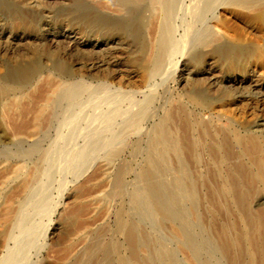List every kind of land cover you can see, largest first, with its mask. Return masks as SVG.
Returning a JSON list of instances; mask_svg holds the SVG:
<instances>
[{"label": "rangeland", "instance_id": "374dc122", "mask_svg": "<svg viewBox=\"0 0 264 264\" xmlns=\"http://www.w3.org/2000/svg\"><path fill=\"white\" fill-rule=\"evenodd\" d=\"M140 1L143 6L150 0ZM218 1L226 5L177 1L167 25L178 51L165 57L157 76L144 84L135 64L141 57L138 44L113 30L112 22L125 18L122 12H108L113 0H0V264H248L254 257L245 242L249 226L232 191L239 186L240 204L264 214V188L244 150L252 139L264 141V25L245 8ZM105 18L109 25L101 23ZM206 32L246 50L230 72L223 52L211 54L197 47ZM196 52L198 62H189ZM36 54L44 66L51 54L72 70L68 78L57 80L86 86L72 99L76 104L71 108L69 103L68 110L62 106L53 122L46 119L50 106L44 103L46 86L39 80L53 71L47 66L45 74L26 83L18 76V68ZM181 77L188 81L183 83ZM226 78L243 82L223 85ZM222 88L230 95L225 101L231 106L228 112L204 110L193 99L201 93L215 99ZM37 112L46 119L39 121L44 133L26 138ZM162 121L163 142L151 148ZM32 142L37 147L28 152ZM173 142L177 158L169 153ZM116 147L120 153L105 168V156ZM143 173L158 184L163 204L175 216L174 228L191 237L195 250H183L172 227L159 219L151 204H142L140 197L147 200ZM179 173L182 180L177 179ZM175 179L185 184L184 200L175 191ZM128 231L142 247L135 259Z\"/></svg>", "mask_w": 264, "mask_h": 264}, {"label": "bare ground", "instance_id": "6f19581e", "mask_svg": "<svg viewBox=\"0 0 264 264\" xmlns=\"http://www.w3.org/2000/svg\"><path fill=\"white\" fill-rule=\"evenodd\" d=\"M113 4L112 7L110 6V8L108 9L109 13L114 14V15H122V13L125 14V18H117L116 20H114L113 25L114 28L116 30V34H124L127 35L129 38H131V40L135 43L138 44V48L139 51L141 53V57L137 60V62L135 63L136 66L139 68L140 73H141V81L144 84H150V82L157 76V74L160 72L161 68L165 65V57H171L172 55H174L176 52V50L178 51V47L176 45L173 46L170 38H169V34L168 31L170 30L168 28L167 25V21L169 20V16H171V12L173 11V9L175 8L176 4L177 6L179 5L177 3L178 0H150L147 4L142 6V2L140 0H113ZM206 2V0H203ZM216 6H222L225 3H221L218 0H216ZM227 1V0H226ZM231 3L235 4L236 7L240 6L245 8L246 10H248L249 12L253 13V16L255 19L260 20L261 23L264 25V0H228ZM209 2V1H208ZM214 2V1H213ZM212 2V3H213ZM229 2V3H230ZM104 3V2H103ZM180 3V2H179ZM227 3V4H229ZM94 4V3H93ZM207 4V3H206ZM101 5V4H100ZM214 5V4H212ZM226 5V4H225ZM208 6V5H207ZM231 6V5H230ZM102 7V6H101ZM209 7V6H208ZM239 7V8H240ZM200 8V7H199ZM238 8V9H239ZM203 9V8H202ZM213 9V8H212ZM216 9V8H215ZM218 9V7H217ZM216 9V10H217ZM201 10V9H200ZM221 10V9H220ZM245 10V11H246ZM175 11V10H174ZM199 11V10H198ZM204 11V10H202ZM214 11V10H212ZM122 12V13H121ZM123 14V15H124ZM173 15V14H172ZM197 15V14H195ZM110 16V15H109ZM202 16V15H201ZM102 17V15H101ZM116 18V17H114ZM171 18V17H170ZM199 18V17H198ZM168 19V20H167ZM196 20V19H195ZM45 21V20H44ZM171 21V20H170ZM217 21V20H216ZM258 22V21H257ZM101 23L105 25H109L111 22L109 20H107V18L102 19ZM39 24V23H38ZM199 24V23H198ZM256 25V24H255ZM24 27V26H23ZM220 27V26H219ZM105 29V28H104ZM150 30V31H148ZM205 30V29H204ZM214 30V29H213ZM148 33V34H147ZM207 33V32H206ZM205 34V31H204ZM203 34V35H204ZM218 34V33H217ZM148 35V36H147ZM219 35V34H218ZM69 37V36H68ZM71 37V36H70ZM219 38V37H218ZM221 38V37H220ZM264 38V37H263ZM117 39V38H116ZM115 39V40H116ZM202 39V38H201ZM200 39V40H201ZM71 42H75L74 38L69 39ZM199 39L197 41H200ZM109 42V41H108ZM115 42V41H114ZM118 42V39L116 40V43ZM113 43V40H112ZM200 43V42H199ZM198 44V43H197ZM87 47L90 48H95L98 45L97 43H90V44H84ZM106 45V44H105ZM240 45V44H239ZM237 44H233V43H226V42H220L217 40L216 37V33L212 34L211 33H207V35L205 36V38L203 40H201V43L199 45H197V47H199V50H208L210 51L211 54H220V52H223L225 54V63L228 65H226V70H229L228 72H230L231 68L236 67L237 63H239V60L246 54V50L242 47L239 46ZM54 47V46H53ZM196 50V49H195ZM197 48V51H199ZM258 50V49H257ZM263 51V50H261ZM15 52V51H14ZM206 52V51H205ZM259 52V50H258ZM12 53V52H11ZM209 53V54H210ZM222 56V55H221ZM173 57V56H172ZM198 53H191L189 55V62L191 63H195L198 62L197 58H198ZM200 59V57H199ZM219 60V59H218ZM48 61L49 64H47L48 69L52 70L53 72L47 75H44L43 78H40L39 80H42L43 83L46 86V94H45V101L44 103H48V105L50 106V111L49 114H46L45 116L47 117V121L48 118H50V120L53 122L54 120L58 119V111L59 109L63 106L68 109H71L73 107V104L76 102H74L72 104L71 101L75 100L76 96H81L79 95V92L82 91L84 93V91H86L83 88V84L81 82H71V81H61V80H57V77L59 78H68L70 75H72L71 73V69L67 68L65 66H61L59 65L55 60H53L51 58V54H48ZM167 61V59H166ZM200 61V60H199ZM213 63V62H212ZM240 65V64H239ZM44 66L43 63L39 60L37 54L34 56V58H32V60L30 59V61L28 63H26L25 65L21 66L20 68H18V76L22 79L23 83H26L27 81H29L30 79L33 78H39L41 77V75L45 74L44 69L47 67ZM175 66V65H174ZM212 66V65H211ZM241 68V67H240ZM165 69V68H164ZM184 69V68H183ZM239 69V68H238ZM258 69V68H257ZM256 69V70H257ZM207 70V69H206ZM211 70V69H210ZM226 70H224L226 72ZM185 71V70H184ZM245 71V70H244ZM259 71V70H258ZM51 72V71H50ZM238 72V71H237ZM260 72V71H259ZM43 73V74H42ZM191 73V72H190ZM202 73V72H201ZM256 73V72H255ZM189 74V73H188ZM211 74V73H210ZM213 74V73H212ZM55 75V77L53 76ZM187 75V74H186ZM243 75V74H242ZM250 75V74H249ZM261 75V74H260ZM207 76V75H205ZM211 76V75H210ZM221 76V75H220ZM219 76V77H220ZM225 76V75H224ZM245 75H243L244 77ZM58 78V79H59ZM188 78V77H187ZM215 78V77H214ZM222 78V76H221ZM224 78V77H223ZM252 78V77H251ZM207 79V78H206ZM255 78H253L252 80H254ZM258 79V78H257ZM196 80V79H195ZM199 80V79H198ZM251 80V81H252ZM181 81H183V83L187 82L188 80L185 78L181 77ZM260 81V80H259ZM264 81V80H263ZM207 82V81H206ZM213 82H216L213 80ZM243 82L242 79L237 80V79H229L226 78L223 83V85L226 83L228 85H241ZM42 83V84H43ZM209 83V82H208ZM218 83V82H217ZM216 83V84H217ZM222 83L220 85H222ZM245 83V82H244ZM249 83V82H248ZM188 84V83H187ZM219 84V83H218ZM33 85V84H32ZM219 85V86H220ZM251 85V84H249ZM5 86V85H4ZM226 86V85H225ZM259 86V85H258ZM40 87V86H39ZM230 87V86H228ZM227 87V88H228ZM242 87V86H240ZM245 88V86H243ZM256 89V87H254ZM261 88V87H260ZM1 89V88H0ZM45 89V88H44ZM84 91H83V90ZM87 89V88H86ZM211 89V88H210ZM214 88H212L213 90ZM229 89V88H228ZM233 89V88H232ZM243 89V88H242ZM240 89V90H242ZM250 89V88H248ZM252 90V89H251ZM257 90V89H256ZM259 90V89H258ZM257 90V91H258ZM232 91V90H231ZM243 91V90H242ZM88 92V91H87ZM217 92V91H216ZM246 92V91H244ZM263 92V91H262ZM81 93V92H80ZM252 93V92H251ZM261 93V92H259ZM31 94V92H30ZM40 94V93H39ZM189 94V93H188ZM204 94V93H203ZM201 94H197L195 95V97H193V99H197L198 101V105H200L202 107V109L204 110H214V108H216L217 110H220L221 112H228L231 106H229L225 101L229 99V94L227 92V90L225 88L221 89V96L212 99L209 98L208 96H205V94L203 95ZM245 94V93H244ZM248 94V93H247ZM262 94V93H261ZM0 95H1V91H0ZM33 95V94H32ZM11 96V95H10ZM17 96V95H16ZM29 96V95H28ZM253 96V95H252ZM251 96V98H252ZM32 97V96H31ZM75 97V98H74ZM188 97V96H187ZM16 98V97H15ZM13 98V99H15ZM77 98V99H78ZM234 98V97H233ZM247 98V97H246ZM249 98V96H248ZM256 98V97H255ZM258 98V97H257ZM256 98V99H257ZM43 99V100H44ZM73 99V100H72ZM189 99V97H188ZM191 99V98H190ZM192 99V100H193ZM240 99V98H239ZM261 99V97H260ZM94 100V99H93ZM187 100V98H186ZM191 100V101H192ZM244 100V99H243ZM242 100V101H243ZM247 100V99H246ZM12 101V99H11ZM188 101V100H187ZM196 101V100H195ZM260 101V100H258ZM247 102V101H246ZM250 102V100L248 101V103ZM254 102V101H253ZM25 103V102H24ZM42 103V102H41ZM71 103V105L69 104ZM190 103V102H189ZM194 103V102H193ZM234 103V102H233ZM15 104V102H14ZM70 106H69V105ZM74 104V105H75ZM192 104V102H191ZM238 104V103H237ZM254 104V103H253ZM262 104V103H261ZM248 105V104H247ZM251 105V104H250ZM71 108H69V107ZM196 106V104H195ZM194 106V107H195ZM237 106V105H235ZM241 106V105H240ZM252 106V105H251ZM46 107V106H44ZM62 107V108H63ZM198 107V106H197ZM233 107V106H232ZM259 107V106H258ZM145 108V107H144ZM253 108V107H252ZM251 108V109H252ZM64 109V108H63ZM201 110V108H199ZM255 109V108H254ZM13 110V109H12ZM62 110V109H61ZM179 110V109H178ZM177 110V111H178ZM201 110V111H204ZM238 110V109H237ZM164 111V110H163ZM182 112V110H180ZM210 111V113H211ZM151 112V111H150ZM188 112V111H187ZM143 114H146V110L143 109L142 111ZM190 113V112H189ZM141 114V113H140ZM183 114V113H182ZM222 114V113H221ZM42 115V114H41ZM40 115L39 112H37L34 116L32 122L30 120V122L32 123V126L28 129L26 138H33L35 139L36 137L40 136L42 133H44L42 131V129H40V119L42 118V116ZM150 115V114H149ZM4 116V115H3ZM60 116V115H59ZM170 119L172 118V114H169ZM148 117V116H147ZM30 118V117H29ZM135 118V117H134ZM188 118V116L186 117ZM43 119V118H42ZM45 119V120H46ZM161 119V118H160ZM192 119V118H191ZM43 119V121H45ZM187 120V119H186ZM195 120V119H194ZM193 120V121H194ZM205 120V119H204ZM171 121V120H170ZM182 121V120H181ZM189 121V119H188ZM21 122V121H20ZM164 123L165 121H162V124L159 126H157V132H156V136L155 139H153L154 141L151 143L152 146L151 148H155L157 143L159 141H162V139H164ZM193 123V122H189ZM200 123V121L198 122ZM207 123V122H206ZM135 124H137L135 122ZM140 124V123H139ZM170 124V123H169ZM48 125V124H47ZM51 125V124H50ZM158 125V124H157ZM166 125V124H165ZM195 124H193L194 126ZM26 126V125H25ZM43 126V124H42ZM170 126V125H169ZM182 126V125H181ZM185 126V125H184ZM184 126H182L183 128H185ZM190 126V125H189ZM247 126V125H246ZM23 127V126H22ZM130 127V126H129ZM168 127V125L166 126ZM248 127V126H247ZM26 129V127H24ZM24 128H22L23 130H25ZM135 128V127H133ZM195 128L196 125H195ZM194 128V129H195ZM243 128V127H242ZM21 129V132L24 133L25 131H23ZM130 129V128H129ZM181 129V127H180ZM253 129V128H252ZM171 130V129H170ZM184 130V129H183ZM232 130V129H231ZM255 130V129H254ZM20 131V130H19ZM154 131V129H153ZM196 131H198L196 129ZM200 131V129H199ZM257 131V130H256ZM172 132V131H171ZM234 132V131H232ZM155 132H152V135ZM196 133V132H195ZM210 133V132H209ZM256 133V132H255ZM17 134V133H16ZM190 134V133H189ZM12 135V134H10ZM44 135V134H43ZM180 135V134H179ZM193 135V134H192ZM240 135V134H239ZM173 136V135H172ZM43 137V136H41ZM153 137V136H152ZM166 137V136H165ZM200 137V136H199ZM186 138V137H185ZM196 138V137H195ZM238 138V137H237ZM248 138V137H247ZM259 138V137H258ZM151 139V141H152ZM249 139V138H248ZM32 140V139H31ZM30 140V141H31ZM166 140V139H165ZM169 140V139H168ZM182 140V138H181ZM187 140V138H186ZM235 140V139H234ZM233 140V141H234ZM237 140V139H236ZM240 140V139H239ZM242 140V139H241ZM240 140V142H241ZM188 141V140H187ZM238 141V140H237ZM15 142L18 144L20 142L19 138L15 139ZM182 142V141H181ZM243 142V141H242ZM247 142V141H246ZM29 143V142H28ZM150 143V142H149ZM220 143V142H219ZM234 143V142H233ZM159 144V143H158ZM162 144V143H161ZM182 144L184 145L185 142ZM181 144V145H182ZM238 144V143H237ZM236 144V145H237ZM241 144H244L241 143ZM36 143L32 142L29 144L28 147V152L29 151H33L35 150V148L37 146H35ZM150 145V144H149ZM165 145V144H164ZM191 145V144H190ZM197 145V144H196ZM221 145V144H219ZM161 146V145H160ZM163 146V145H162ZM186 146V145H184ZM223 146V145H222ZM239 144H238V148H239ZM150 147V146H149ZM199 147V146H198ZM242 147V146H241ZM190 148V147H189ZM187 148V149H189ZM137 149V148H136ZM164 149V147L162 148ZM191 149V148H190ZM201 149V148H200ZM207 149H209L207 147ZM177 143L173 142L170 145V150L169 153L173 156L176 157L177 154ZM193 150V149H192ZM206 150V149H205ZM214 150V149H213ZM212 150V151H213ZM240 150V149H239ZM244 150L247 152V154H250L251 156V168H253L254 170V174L257 176V178L260 180V182L262 183L261 185H263L264 188V141H262L261 139H252L250 141V143L247 145H245ZM121 151V147H116L114 148L112 151H110L109 153H107V155L105 156L102 165H104L105 168H109L110 165H112V161L114 159V157H116ZM207 151V150H206ZM242 151V149H241ZM162 152V151H161ZM184 152V151H183ZM191 153V155L193 154V152L190 150L189 151ZM216 153V152H215ZM243 154L245 153L244 151L242 152ZM188 154V153H187ZM217 154V153H216ZM221 154V153H220ZM229 154V152H228ZM157 155V154H156ZM242 155V154H240ZM246 155V154H244ZM169 154H168V159H169ZM178 156V155H177ZM171 157V156H170ZM179 157V156H178ZM231 157V156H230ZM247 158V155L245 156ZM85 158V157H84ZM162 158V157H161ZM167 158V157H166ZM172 158V157H171ZM177 158V157H176ZM197 158V156H196ZM174 159V158H173ZM194 159V158H193ZM224 159V158H223ZM154 160V159H153ZM246 160V159H245ZM175 161V160H174ZM194 161V160H193ZM221 161V160H220ZM225 161V160H224ZM228 161V160H227ZM247 162V161H246ZM158 163V162H157ZM219 164V163H218ZM248 164V163H247ZM216 165V164H215ZM221 165V164H220ZM224 165V163H223ZM170 166V165H169ZM171 167V166H170ZM215 167V166H214ZM223 167V166H222ZM235 167V166H234ZM167 168V167H166ZM182 168V167H181ZM198 168V167H197ZM211 168V167H210ZM218 168V167H216ZM173 169V168H172ZM233 169V168H232ZM235 170V168H234ZM173 171V170H172ZM211 171V170H210ZM226 171V170H225ZM224 171V172H225ZM236 171V170H235ZM181 172V171H180ZM183 172V171H182ZM149 173V172H148ZM148 173H143V179L145 182V191H147L146 193V199L140 197L142 199V204L144 206H149L148 204H151V206H153L156 215H159V219L168 223L173 230V234L175 236V238L179 239V243L180 246L183 250L186 251H191V250H195V243L194 241L191 239V237H189L186 234H183L181 231L176 230L174 228V223L176 222L175 216L174 214H172L163 204L162 202V196L159 194L158 190V184H156L153 180L152 177L148 174ZM151 173V172H150ZM178 174V173H177ZM180 175L177 177V179L182 180V173H179ZM227 174V173H226ZM109 175V174H108ZM175 175V173H174ZM254 175V176H255ZM176 176V175H175ZM238 177V176H237ZM241 177V176H240ZM142 179V178H141ZM249 179V178H248ZM185 180V178H184ZM191 180V179H190ZM240 179H238L237 181L239 182ZM186 181V180H185ZM181 182V181H180ZM190 182V181H189ZM27 183V182H26ZM184 183V182H183ZM192 182H190L189 184H191ZM199 183V182H198ZM174 184H175V188L177 191V195L179 196L180 200H184V195L187 193V191L185 192L184 189V185L183 187L178 184L177 180H174ZM188 184V182H187ZM205 184V183H204ZM221 184V183H220ZM229 185V184H228ZM228 185H226L228 187ZM260 185V184H259ZM260 185V186H261ZM101 186V185H100ZM104 186V185H103ZM170 186V185H169ZM206 187V186H205ZM222 187V186H221ZM143 188V187H142ZM233 188V187H232ZM239 186H237L235 184L234 188H233V194H234V199H235V203L237 204L238 207H240L241 211L244 213L245 218H246V222L247 225L249 226V237L248 240L245 239V242H247V245L249 246V248L251 249V251H253L254 257H249V263L248 264H264V214L263 212L260 214H254L253 211L247 207V206H243L242 204H240V198L242 196L241 191L239 190ZM3 189V188H2ZM231 189V187H230ZM21 189H19L20 191ZM174 190V188H173ZM192 190V189H191ZM226 190V189H225ZM243 190V189H242ZM23 192L26 191V188L24 187ZM195 190L193 189L192 192H194ZM139 192H141L139 190ZM252 191H248V194H250ZM143 193V194H145ZM183 193H185L183 195ZM195 193V192H194ZM193 193V194H194ZM140 194V193H139ZM210 194L213 198L216 199L217 193L213 190L210 189ZM223 194V193H222ZM228 194V193H227ZM247 194V196H248ZM209 195V194H208ZM224 195V194H223ZM9 196V195H8ZM138 196V195H137ZM140 196V195H139ZM142 196V194H141ZM186 196V195H185ZM231 196V195H230ZM229 196V197H230ZM243 196H244V192H243ZM187 197V196H186ZM185 197V198H186ZM209 197V196H208ZM139 198V200H140ZM231 198V197H230ZM198 199V198H197ZM169 200V199H168ZM217 200V199H216ZM210 201H212L210 199ZM233 201V200H232ZM185 202H189V201H185ZM262 202V201H261ZM264 202V201H263ZM213 203V202H212ZM233 203V202H232ZM140 204V203H139ZM170 204V203H169ZM4 205V204H3ZM143 205H141L143 207ZM217 205V204H216ZM233 205V204H232ZM11 206V205H10ZM170 206V205H169ZM176 206V205H174ZM236 206V207H237ZM210 207V206H209ZM235 207V206H234ZM235 207V208H236ZM148 208H151L150 206ZM147 208V211H148ZM171 208V206H170ZM146 209V208H145ZM4 210L7 212L8 211V206L4 208ZM236 210V209H234ZM256 210V209H255ZM258 210V209H257ZM263 210V209H262ZM104 211V210H103ZM215 211V210H214ZM9 212V211H8ZM15 212V211H14ZM208 212V211H207ZM260 212V211H258ZM184 213V212H183ZM10 213H8L9 215ZM152 214V213H151ZM150 214V215H151ZM237 214V213H236ZM7 215V216H8ZM179 215V214H178ZM242 215V214H241ZM6 218V217H5ZM158 218V217H157ZM4 220V219H3ZM7 221H9V218L7 219ZM5 220V221H6ZM240 221V220H239ZM244 223V222H243ZM245 224V223H244ZM237 225V224H236ZM242 225V223H241ZM244 226V225H243ZM238 227V226H237ZM246 227V225H245ZM223 228V227H222ZM221 229V228H220ZM225 229V228H224ZM223 229V230H224ZM226 230V229H225ZM224 230V231H225ZM245 232V230H244ZM245 234V233H244ZM86 235V233H85ZM88 235V234H87ZM82 236V235H81ZM245 238V237H244ZM82 242V240H81ZM80 242V243H81ZM127 243H128V248L130 250V255L132 256V259H135L137 256V253H139L141 251V245L139 243H137L135 241V239L133 238V234L131 231H128L127 233ZM240 245V244H239ZM247 245L245 248H247ZM242 247V246H241ZM226 251V250H225ZM250 251V250H249ZM247 252V251H246ZM249 254V253H248ZM232 259V258H230ZM231 261V260H230ZM233 261V260H232ZM235 261V258H234ZM232 263V262H231Z\"/></svg>", "mask_w": 264, "mask_h": 264}]
</instances>
